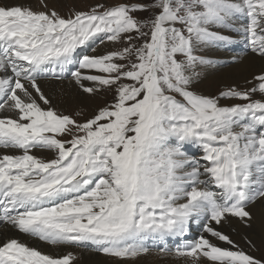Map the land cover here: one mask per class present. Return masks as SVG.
<instances>
[{
	"label": "snow or ice",
	"instance_id": "snow-or-ice-1",
	"mask_svg": "<svg viewBox=\"0 0 264 264\" xmlns=\"http://www.w3.org/2000/svg\"><path fill=\"white\" fill-rule=\"evenodd\" d=\"M239 42L264 61V0H0V228L64 250L7 238L0 264H264V67L194 89L217 63L201 53ZM41 81L112 98L65 114Z\"/></svg>",
	"mask_w": 264,
	"mask_h": 264
},
{
	"label": "bare ground",
	"instance_id": "bare-ground-1",
	"mask_svg": "<svg viewBox=\"0 0 264 264\" xmlns=\"http://www.w3.org/2000/svg\"><path fill=\"white\" fill-rule=\"evenodd\" d=\"M55 1L56 0H49V2L51 3H55ZM5 2L12 4L30 3V2L34 3L35 0H5ZM240 43L243 42H239L235 45H239ZM215 53H218V51H215ZM218 54L221 57L226 56L224 52H219ZM230 56L231 59L233 56H237V57L243 56L244 59L242 63L239 60H236V61H231L226 65H221V66L212 65L200 69L201 73L202 71H205L206 80H208L209 78H211L212 80H216L218 83H220V86H222L223 88L225 85L228 84L242 83L244 78L249 76L250 73L259 70L261 67H264V61H261L258 57H254L251 54L246 55L245 53L242 52L241 54H231ZM226 57L228 58V56ZM255 65L257 66L255 67ZM204 78L205 76H203L201 79ZM203 81H205V79ZM41 83L45 92L51 95L55 102L56 101L59 102L60 100H67L73 97L76 93L74 88L73 89L69 88L67 81H65L63 85L54 82H46V81H41ZM62 88H63V92L61 91ZM198 89L200 90L199 92L201 93L202 90H206V87H203V89L201 88ZM64 93H67V95H65ZM44 155H49V154L44 153ZM257 214L259 216V212ZM234 227L238 229V232H232V230L229 228H225L224 231L226 233H231V236L235 241L241 239V234L243 232L252 231L241 228V226L236 222H234ZM253 229L257 237H259L262 234V226L259 223V221L256 224H254ZM7 238L19 239L22 242L27 243L29 246L36 247L38 250L44 252L45 254H59L64 251L63 249L53 248L51 245L47 243H43L35 238L16 232L15 230H10V229L4 230L3 228H0V241H3ZM70 250H72L74 254L77 256V264H115V262L111 258L106 257L103 254L96 253L94 251L85 250V249H70ZM137 264H158V261H157V257L151 255L140 259L139 261H137ZM169 264H171V261L169 262Z\"/></svg>",
	"mask_w": 264,
	"mask_h": 264
},
{
	"label": "rangeland",
	"instance_id": "rangeland-1",
	"mask_svg": "<svg viewBox=\"0 0 264 264\" xmlns=\"http://www.w3.org/2000/svg\"><path fill=\"white\" fill-rule=\"evenodd\" d=\"M97 2V0H56L55 3H51L48 0L50 7H55L56 10L62 15L67 16L70 14V12L75 8L76 10H87L88 6ZM111 2H114V0H111ZM93 47H96V45H93ZM113 47L112 45H108V48L110 49ZM105 50L104 46L97 47L96 54H100ZM92 53V49H91ZM90 53V54H91ZM208 53V50L205 49L201 54ZM93 54V53H92ZM257 65H255L256 67ZM205 76L204 79H200L199 82H197L194 85V89L196 91H200L198 88L203 89V87H206V90H202L201 93L207 94V95H216L218 91L221 90L222 86H220V83H218L216 80H212L209 78L206 80L205 71H202V77ZM201 77V78H202ZM203 81V82H202ZM204 85V86H203ZM217 86V87H216ZM112 98L110 93H101L98 97H89L85 94L75 95L67 100H60L59 102L56 101L57 105L60 107L62 111L65 112V114H73L76 110L79 108L85 109L88 116H91L95 114V107L103 105L107 101H110ZM93 99V100H92ZM92 100V101H91ZM231 103L232 101H221V103ZM49 154V153H48ZM37 155H40V153H37ZM50 156V154H49ZM238 243L242 247H246L244 244V241L239 239L237 240ZM262 251H264V248H262ZM253 255H261V252L253 251Z\"/></svg>",
	"mask_w": 264,
	"mask_h": 264
}]
</instances>
